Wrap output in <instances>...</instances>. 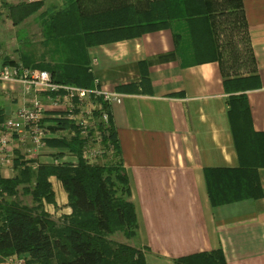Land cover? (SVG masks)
Returning <instances> with one entry per match:
<instances>
[{
	"label": "crops",
	"instance_id": "crops-1",
	"mask_svg": "<svg viewBox=\"0 0 264 264\" xmlns=\"http://www.w3.org/2000/svg\"><path fill=\"white\" fill-rule=\"evenodd\" d=\"M37 1L45 5L38 18H28L21 41L33 51L15 58L13 52L6 53L12 48L9 43L6 50L1 47L4 40L0 38V66L23 64L26 59L33 69L41 70L34 66L79 62L88 68L92 87L99 79L121 96L119 103L110 106V114L130 192L128 200L136 211L135 237L147 264L150 258L156 264H177L178 259L217 249L222 250L226 264H264V194L213 206L204 177L206 169L242 167L229 116L233 96H245L252 130L264 133V0H240L244 27L239 35L251 61L236 72L230 71L232 57L202 60V45L215 39L206 35L207 25L195 29L197 24L191 27L182 19L166 29L91 44L79 37L60 39L45 34L42 15L51 7L62 8L63 0H5V4ZM129 1L137 4V0ZM104 5L106 10L119 7L120 2L105 0ZM228 10L221 15L219 7L209 23L212 32L214 26L217 29L219 52L232 19ZM17 27L12 23L9 31L16 32ZM195 30H200L196 39ZM15 41L20 42L19 36ZM222 61L227 62L224 67L228 70L223 71ZM238 79L243 82L239 84ZM226 81L233 82L225 87ZM28 98L21 84L0 82V121ZM48 109L43 124L51 135L45 147L33 153L29 141L14 135L13 162L11 169H0L3 179L19 176L24 168L34 174L40 166L77 165L78 157L68 148L48 144L75 136L73 129L57 128L62 121L60 112ZM257 172L264 190V167ZM234 181L227 178L225 185L231 187ZM49 183L54 203L43 201V209L51 219L60 221L72 213L68 194L55 176ZM29 187L32 184H21L10 200L32 207L31 195L25 194Z\"/></svg>",
	"mask_w": 264,
	"mask_h": 264
},
{
	"label": "trees",
	"instance_id": "trees-1",
	"mask_svg": "<svg viewBox=\"0 0 264 264\" xmlns=\"http://www.w3.org/2000/svg\"><path fill=\"white\" fill-rule=\"evenodd\" d=\"M119 2V7L110 6L105 10V0H63L62 8L51 7L42 15L45 18V34L60 39L79 37L83 42L93 44L166 29L171 22L185 19L191 27L197 24L195 29L207 25L208 31L205 33L210 39L214 35L215 39L211 43H202L203 61L223 60L229 56L233 60L230 71L236 72L241 66H250L249 49L245 52L246 57H243L245 64L238 66L242 56L240 50L232 45V34H226L225 45L219 52L217 29L214 26L212 32L209 24L220 7L221 15L226 14L225 9H229L227 14L232 17L230 23H227L229 32L241 31L244 26L240 0H137V4L129 0ZM44 5V1H37L6 7L16 26L38 13ZM199 32L195 30L193 33L195 39ZM222 63L223 71L228 70L224 67L227 62ZM23 64L33 69L26 59ZM34 68L48 71L58 84L82 88H92L93 85L88 68L79 62ZM236 81L239 84L243 82L242 79ZM232 82L226 81L225 87ZM229 116L235 127L236 147L242 167L237 170H205L207 194L213 206L245 198L256 199L264 194L257 172L264 167V133L252 130L244 95L230 99ZM57 128L73 129L76 135L70 139L48 141V144L68 148L78 157L77 165L40 166L34 174L29 168H24L19 176L12 179L0 176V264H11L8 260L10 257L21 260L20 264H147L140 249L108 240L116 230H123L127 237L133 238L138 228L133 204L116 196L118 185L123 195L129 197L130 192L111 114L105 140L114 144L115 153L113 159L103 165H89L82 159L85 141L73 124L60 121ZM51 176L61 182L72 209L71 215L60 221L51 219L43 209V201L54 203V193L49 183ZM227 178L235 180L231 187L225 185ZM23 183L32 184V187L25 190V194L32 197V207L10 200L17 195V188ZM176 263L226 264L221 249L184 257L176 260Z\"/></svg>",
	"mask_w": 264,
	"mask_h": 264
},
{
	"label": "built area",
	"instance_id": "built-area-1",
	"mask_svg": "<svg viewBox=\"0 0 264 264\" xmlns=\"http://www.w3.org/2000/svg\"><path fill=\"white\" fill-rule=\"evenodd\" d=\"M0 82L21 84L29 96L14 114L0 121L1 170L12 165L14 135L22 142L29 141L33 153L45 147L51 135L43 124L48 107L59 111L60 119L70 122L79 131L85 141L82 159L86 163L103 165L113 159L115 146L105 140V130L109 126L110 106L119 103L121 96L108 90L99 79L94 80L92 88L63 85L55 83L48 71L14 63L0 66Z\"/></svg>",
	"mask_w": 264,
	"mask_h": 264
},
{
	"label": "rangeland",
	"instance_id": "rangeland-1",
	"mask_svg": "<svg viewBox=\"0 0 264 264\" xmlns=\"http://www.w3.org/2000/svg\"><path fill=\"white\" fill-rule=\"evenodd\" d=\"M218 1H220V0H218ZM55 5L59 6L58 4H55ZM38 13H40V12H38ZM29 18H30V20H34L35 18H38V14L36 13L35 15H33V16L29 17ZM28 21L29 20L27 18L26 20H24L20 24L16 25V26H18L16 28V32H14V30L13 31H11V30L9 31V25L12 24V20L10 19L8 11L6 9L5 0H0V38H2L4 40V42H3L1 47H3L5 49V47H9V45H10L12 48H9L8 51L5 49L6 53L8 52L11 55L14 53L13 57H15V58H18L21 54L26 55V53H29V52L33 51L32 49H27L21 43L22 38L25 35L23 33H24V30H25V27H26V24L28 23ZM229 31H230V29L228 30L227 34H232V37H231V42L233 43L232 45H234L236 47L238 45L239 48L237 47V49L240 50V52H241L242 62L239 63L238 65L239 66H240V64L243 65V64H245V58H243V57H246V55H245L246 51H245V47H244L242 36L239 35V33H240L239 31H234L232 33L229 32ZM17 36H19L20 42L19 41L18 42L15 41V38H17ZM33 37H35V39H37V32H35ZM224 39L226 41V36H224ZM7 43H9L8 46H6ZM11 43H13L14 45H11ZM13 48H15V49L19 48V49L14 52ZM118 186H117V194H116V196L118 198H122L124 201H128L129 202V200H128L129 197L123 195L121 193V191H120ZM108 240H110L114 244H123V245H125L127 247H131V248H134V249H138V247H139L138 246V240L136 239V237H133V238L127 237L123 230H116L111 236L108 237ZM141 249H143V248H141ZM142 252L144 254V251H142ZM8 260L11 262V264L22 263L21 260H17L14 257H10ZM148 263L149 264H156L155 260H153L152 258L149 259Z\"/></svg>",
	"mask_w": 264,
	"mask_h": 264
}]
</instances>
